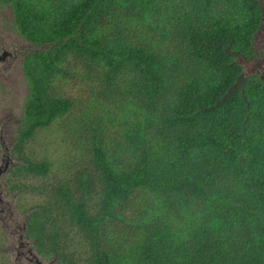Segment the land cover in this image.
<instances>
[{"label":"trees","instance_id":"obj_1","mask_svg":"<svg viewBox=\"0 0 264 264\" xmlns=\"http://www.w3.org/2000/svg\"><path fill=\"white\" fill-rule=\"evenodd\" d=\"M0 4L36 47L21 57L28 89L13 153L23 163L6 183L43 197L24 230L39 255L264 264V76L238 60L255 55L260 0ZM60 77L80 84V97L56 90ZM64 117L77 167L51 172L21 155Z\"/></svg>","mask_w":264,"mask_h":264},{"label":"rangeland","instance_id":"obj_2","mask_svg":"<svg viewBox=\"0 0 264 264\" xmlns=\"http://www.w3.org/2000/svg\"><path fill=\"white\" fill-rule=\"evenodd\" d=\"M259 5L263 16L260 28L254 35L255 55L249 61L242 57L238 60L245 71L264 76V0H260ZM34 48L36 47L31 46L15 32L9 8L0 4V55L3 51L8 53L4 59L0 60V163H3L1 158L4 157L6 149L10 169L7 168L5 176L12 175L13 181L18 180L17 165L23 163L13 152L18 120L22 114L28 89L21 71V57ZM61 77L57 80L56 90L61 93L64 91L73 97H80L82 93L80 84H73L71 79L70 88L66 79ZM70 118L64 117L49 126L37 129L33 136L22 145L21 155L32 161H49L51 172L63 173L77 167L75 164L78 163L76 159H79V152L78 145L70 135ZM5 176L3 179L6 178ZM27 180V184L32 187L38 183L36 178H27ZM1 184L4 188V200L0 208L4 216L0 222V264H33L34 261L30 262L24 258L33 257V255L37 256L43 264H54L51 259L43 258L35 251L32 242L25 237L23 228L24 221L30 214L28 207L42 202L43 197L32 189L22 194L18 191L9 193L4 182ZM21 250L24 252L18 256Z\"/></svg>","mask_w":264,"mask_h":264},{"label":"water","instance_id":"obj_3","mask_svg":"<svg viewBox=\"0 0 264 264\" xmlns=\"http://www.w3.org/2000/svg\"><path fill=\"white\" fill-rule=\"evenodd\" d=\"M7 55H8V53H7L6 51H3V53L0 55V60H1V59H4V57H6ZM7 168H8V163H6L4 166H0V176H1V175L7 170ZM3 189H4L3 187H0L1 192H3ZM3 200H4V192L0 194V203H2ZM3 214H4V213H2V210L0 209V222H1V218H2V216H4ZM25 227H26V222L24 221L23 228L25 229ZM26 258H27L30 262H31V261H34L33 264H43V263L37 258V256H34V255H33V257H29V256H27Z\"/></svg>","mask_w":264,"mask_h":264},{"label":"flooded vegetation","instance_id":"obj_4","mask_svg":"<svg viewBox=\"0 0 264 264\" xmlns=\"http://www.w3.org/2000/svg\"><path fill=\"white\" fill-rule=\"evenodd\" d=\"M7 153H8V151L5 149V152H4V157L2 156V158H1V160H3V163L1 164L0 163V166H4L6 163H8V155H7ZM3 155V154H2ZM10 169V167L8 168V170ZM7 170V171H8ZM7 172H5L4 174H2L1 176H0V178L2 177V180L0 181V187L2 186V184H1V182H4V184H5V188L7 189V192H9V193H16L18 190H13L7 183H6V181H7V179L6 178H9L10 176H5V174H6ZM6 177L5 179H3V177ZM3 192H4V189H3ZM3 192H1V190H0V194L1 193H3ZM1 204V203H0ZM1 209V208H0ZM2 210V209H1ZM24 251L23 250H21L20 252H18V256H20V254H22ZM24 258H26V257H24Z\"/></svg>","mask_w":264,"mask_h":264}]
</instances>
